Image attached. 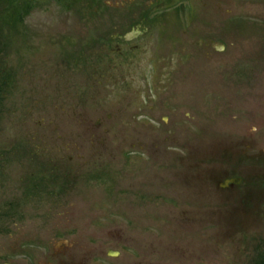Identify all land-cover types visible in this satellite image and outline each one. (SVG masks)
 <instances>
[{
  "label": "rangeland",
  "instance_id": "374dc122",
  "mask_svg": "<svg viewBox=\"0 0 264 264\" xmlns=\"http://www.w3.org/2000/svg\"><path fill=\"white\" fill-rule=\"evenodd\" d=\"M101 1L0 0V264H264V0Z\"/></svg>",
  "mask_w": 264,
  "mask_h": 264
},
{
  "label": "flooded vegetation",
  "instance_id": "af4514ba",
  "mask_svg": "<svg viewBox=\"0 0 264 264\" xmlns=\"http://www.w3.org/2000/svg\"><path fill=\"white\" fill-rule=\"evenodd\" d=\"M200 2V7H201V0H199ZM129 14L133 13L136 14V12L134 10H132V12H128ZM249 19H252L253 17L251 15H249L248 17ZM238 21V20H237ZM254 21V20H253ZM148 24V21H145L143 19H129L127 24H124L125 26V30L126 32L123 31L122 34L118 33V42L116 45V48L118 50L119 53H121V46L124 42L126 41H130L132 39H135L137 37L140 36V34H142V30H140V27H143V24ZM260 24H262V21L259 22ZM177 133L173 131V133L170 135V137H176ZM241 182H243V177L240 176H232L229 175V177L224 178L220 180L219 185H221L222 187H226V188H234L236 187L238 184H240Z\"/></svg>",
  "mask_w": 264,
  "mask_h": 264
},
{
  "label": "trees",
  "instance_id": "16d2710c",
  "mask_svg": "<svg viewBox=\"0 0 264 264\" xmlns=\"http://www.w3.org/2000/svg\"><path fill=\"white\" fill-rule=\"evenodd\" d=\"M90 2H91L90 5H92V3H93L92 6H94V7H93L92 11L94 12L95 16H98L99 11L103 13V9H102V3L103 2L101 0H95L94 2L92 0H90Z\"/></svg>",
  "mask_w": 264,
  "mask_h": 264
}]
</instances>
